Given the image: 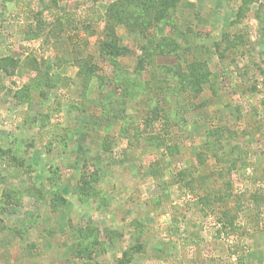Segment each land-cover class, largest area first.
Returning <instances> with one entry per match:
<instances>
[{
	"label": "rangeland",
	"instance_id": "rangeland-1",
	"mask_svg": "<svg viewBox=\"0 0 264 264\" xmlns=\"http://www.w3.org/2000/svg\"><path fill=\"white\" fill-rule=\"evenodd\" d=\"M113 1L0 0V264H264V0Z\"/></svg>",
	"mask_w": 264,
	"mask_h": 264
},
{
	"label": "trees",
	"instance_id": "trees-1",
	"mask_svg": "<svg viewBox=\"0 0 264 264\" xmlns=\"http://www.w3.org/2000/svg\"><path fill=\"white\" fill-rule=\"evenodd\" d=\"M133 1L134 0H121V2H120L119 0H115V1H113V2L110 3L108 9L110 8V10H111V9H113L115 7L120 6V5L126 7L127 5H130L131 3H133ZM174 1H176V0H163L164 8L166 10L170 9V6L174 3ZM107 39H108V43H107L106 48L108 50L109 48H112L113 46H112V42H109V38H107ZM163 106L164 105L162 103H156V105L152 109H150L148 111L146 117L144 118L145 128L150 127V128L155 129L156 121L159 120V119L164 124L167 121H169V119L167 118V115L164 113L165 112V109H164ZM166 139L168 141V138L163 137V141L160 142L159 145L160 146H166ZM61 200H64V199H61ZM227 212H229V211H227ZM227 212H226V214H227ZM223 218L225 219V217H223ZM223 224H224V222H223ZM95 245H96V243H95ZM136 248H137L138 251L140 250V249H138V247H135V246L133 247V249H135V250H136ZM129 251H133V250H127L126 253H125L126 256H127V254H128ZM118 264H126V263H125V260H120L118 262Z\"/></svg>",
	"mask_w": 264,
	"mask_h": 264
},
{
	"label": "crops",
	"instance_id": "crops-1",
	"mask_svg": "<svg viewBox=\"0 0 264 264\" xmlns=\"http://www.w3.org/2000/svg\"><path fill=\"white\" fill-rule=\"evenodd\" d=\"M54 1V0H52ZM119 249V247H116ZM130 248H133L132 247V244L130 243L128 246H123L121 249L118 250V253L116 252V258L114 259L115 263L118 264V262L120 260H125V263L126 264H134V260L136 258V255H138V253L140 252H137L138 250H135V251H129L127 256H126V251L129 250Z\"/></svg>",
	"mask_w": 264,
	"mask_h": 264
}]
</instances>
